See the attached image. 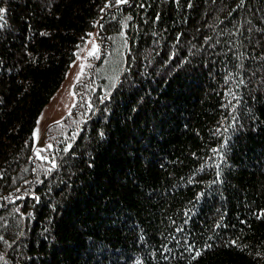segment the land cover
I'll return each mask as SVG.
<instances>
[{"label": "trees", "instance_id": "1", "mask_svg": "<svg viewBox=\"0 0 264 264\" xmlns=\"http://www.w3.org/2000/svg\"><path fill=\"white\" fill-rule=\"evenodd\" d=\"M0 9V264H264V0ZM95 28L114 72L37 158Z\"/></svg>", "mask_w": 264, "mask_h": 264}, {"label": "rangeland", "instance_id": "2", "mask_svg": "<svg viewBox=\"0 0 264 264\" xmlns=\"http://www.w3.org/2000/svg\"><path fill=\"white\" fill-rule=\"evenodd\" d=\"M97 34L95 28L78 48L65 79L38 118L33 132L37 158L49 156L52 140L47 137L48 130L73 111L78 98L88 97L93 75L99 72L107 78L114 72ZM86 82L90 84L86 85Z\"/></svg>", "mask_w": 264, "mask_h": 264}, {"label": "snow or ice", "instance_id": "3", "mask_svg": "<svg viewBox=\"0 0 264 264\" xmlns=\"http://www.w3.org/2000/svg\"><path fill=\"white\" fill-rule=\"evenodd\" d=\"M0 12H3V9H0Z\"/></svg>", "mask_w": 264, "mask_h": 264}]
</instances>
